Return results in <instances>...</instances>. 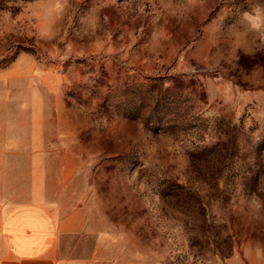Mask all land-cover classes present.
I'll return each instance as SVG.
<instances>
[{"label": "rangeland", "instance_id": "1", "mask_svg": "<svg viewBox=\"0 0 264 264\" xmlns=\"http://www.w3.org/2000/svg\"><path fill=\"white\" fill-rule=\"evenodd\" d=\"M0 129L112 264H264V0H0Z\"/></svg>", "mask_w": 264, "mask_h": 264}, {"label": "crops", "instance_id": "2", "mask_svg": "<svg viewBox=\"0 0 264 264\" xmlns=\"http://www.w3.org/2000/svg\"><path fill=\"white\" fill-rule=\"evenodd\" d=\"M11 142L0 129V264H112L99 257L90 234L72 227L57 207L6 195L9 173L18 167L6 161Z\"/></svg>", "mask_w": 264, "mask_h": 264}]
</instances>
